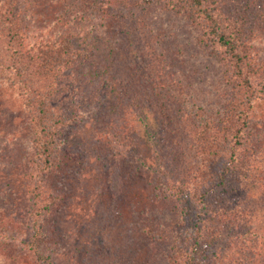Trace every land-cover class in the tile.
<instances>
[{
  "label": "trees",
  "instance_id": "trees-1",
  "mask_svg": "<svg viewBox=\"0 0 264 264\" xmlns=\"http://www.w3.org/2000/svg\"><path fill=\"white\" fill-rule=\"evenodd\" d=\"M91 85L127 101L116 125L131 126L130 144L104 165L114 195L120 164L143 162L139 107L161 126L148 194L126 214L145 261L114 264H264V210L241 195L262 153L251 119L264 101L262 0H0V191L5 181L27 199L36 264L73 260L42 229L65 201L64 177L63 194L51 178L63 133L88 111L82 89L98 99ZM256 189L264 206V170Z\"/></svg>",
  "mask_w": 264,
  "mask_h": 264
},
{
  "label": "rangeland",
  "instance_id": "rangeland-1",
  "mask_svg": "<svg viewBox=\"0 0 264 264\" xmlns=\"http://www.w3.org/2000/svg\"><path fill=\"white\" fill-rule=\"evenodd\" d=\"M262 5L264 6V0ZM122 25L126 26L124 23ZM93 88L98 99L90 96L83 101L82 98L91 94L87 87L82 89L81 99L76 102L82 101L81 104L87 106L85 119L81 124L67 129L61 138L65 166L61 168L63 173L51 178V184L61 189L60 193L63 194L64 177L66 198L64 203L59 199L56 207L52 208L44 221L43 235L49 247L57 250V247L63 246L65 253L71 252L73 260L70 264H114L120 259L144 263L145 240L137 228L126 221V214L130 208L138 210L140 203L145 201L144 195L148 194L146 184L155 167L149 148L155 139H160L161 126L147 106L139 107V115L145 123L134 118L136 126L141 124L136 132L139 148L145 149L142 153L143 162L134 165L120 164L121 190L114 195L111 188L115 186L119 189L120 183L116 179L112 183L107 181V169L104 165L115 148L120 149L121 145L126 147L130 144L131 126L127 122L116 125V120H123L119 110L127 105V101L123 102L124 97L114 100L113 97L118 92H114L111 86L98 90L94 85ZM251 119L254 133L260 134L257 145L262 153L257 158L258 167L251 179L252 185L246 187L247 192L241 195L254 196L255 203L259 204H256L258 209L262 211L264 206L256 188L264 170V101L256 104ZM86 153L91 155V162L86 159ZM11 177L7 178L13 179ZM5 184L4 181L2 187L5 190L0 191V264H36L24 245L30 235L25 208L27 199L18 192L14 195ZM247 202L248 205L253 204L251 199ZM59 264H63V261Z\"/></svg>",
  "mask_w": 264,
  "mask_h": 264
}]
</instances>
